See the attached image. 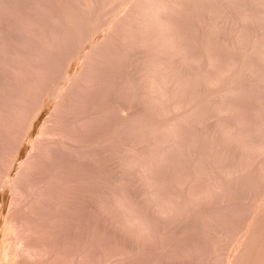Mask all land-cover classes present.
<instances>
[{
	"label": "rangeland",
	"instance_id": "rangeland-1",
	"mask_svg": "<svg viewBox=\"0 0 264 264\" xmlns=\"http://www.w3.org/2000/svg\"><path fill=\"white\" fill-rule=\"evenodd\" d=\"M142 1L0 0V264H264V0Z\"/></svg>",
	"mask_w": 264,
	"mask_h": 264
},
{
	"label": "bare ground",
	"instance_id": "bare-ground-1",
	"mask_svg": "<svg viewBox=\"0 0 264 264\" xmlns=\"http://www.w3.org/2000/svg\"><path fill=\"white\" fill-rule=\"evenodd\" d=\"M141 1H142V0H141ZM155 1H156V0H155ZM160 1H161V0H160ZM166 1H167V0H166ZM169 1H171V0H169ZM142 2H143V1H142ZM136 3H137V1H136ZM148 3H149V2H148ZM148 3H147V4H148ZM155 3H157V2H155ZM166 3H168V2H166ZM169 3H170V2H169ZM172 3H173V2H172ZM174 3H175V2H174ZM140 4H141V2H140ZM150 4H153V3H150ZM175 4H176V3H175ZM145 5H146V4H145ZM160 5H161V3H160ZM170 5H171V4H169V6H170ZM153 6H154V5H153ZM157 6L160 7L159 5H157ZM162 6L165 7V4L162 5ZM169 6H168V7H169ZM147 7H149V6H147ZM151 7H152V6H151ZM155 7H156V6H155ZM170 7H171V6H170ZM175 7H177V6L175 5ZM140 8H141V7H140ZM156 8H157V7H156ZM161 8H163V7H160L159 9H161ZM173 8H174V7H173ZM145 9H146V7H145ZM145 9H144V10H145ZM150 9H151V8H150ZM159 9H158V10H159ZM166 9H168V8H166ZM158 10H157V11H158ZM164 10H165V9H164ZM147 11H148V10H147ZM149 11H150V10H149ZM149 11H148V12H149ZM151 11H153V13H155L154 11H156V10H151ZM157 11H156V13H158L160 10H159L158 12H157ZM139 12H140V10H139ZM143 12H144V11H143ZM148 12H147V13H148ZM160 12H161V11H160ZM65 14H66V13H65ZM68 14H69V13H68ZM141 14H143V13H141ZM158 14H159V13H158ZM137 15H138V14H137ZM139 15H140V14H139ZM154 15H155V14H154ZM154 15H153V18L155 19L156 16L154 17ZM64 16H65V15H64ZM64 16H63V17H64ZM66 16H67V15H66ZM157 16H158V15H157ZM68 17H69V16H68ZM68 17H67V18H68ZM141 17H142V16H141ZM67 18H66V19H67ZM137 18H138V17H137ZM145 18H146V15L144 16V19H145ZM158 18H160V17H158ZM140 19H141V18H140ZM140 19H139V20H140ZM142 19H143V18H142ZM148 19H149V18H148ZM68 20H69V18H68ZM68 20H67V21H68ZM146 20H147V19H146ZM156 20H157V19H156ZM159 20H161V19H159ZM140 21H141V20H140ZM147 21H148V20H147ZM147 21H146V22H147ZM154 21H155V20H154ZM157 21H158V20H157ZM153 23L155 24V22H153ZM160 23H161V22H160ZM148 24H149V23H148ZM161 24H162V23H161ZM151 25H152V24H151ZM157 25H158V24H157ZM165 25H166V24H165ZM155 26H156V25H155ZM162 27H163V25H162ZM164 27H165V26H164ZM155 28H157V27H155ZM157 29H158V28H157ZM160 30H161V29H160ZM165 30H166V29H165ZM160 32H161V31H160ZM163 32H164V31H163ZM98 33H99V32H98ZM100 34H101V33H100ZM105 34H106V33H105ZM162 34H165V33H162ZM107 35H108V34H107ZM158 36H159V35H158ZM159 37H160V36H159ZM159 37H158V38H159ZM104 38H105V37H104ZM102 39H103V38H102ZM164 40H165V39H164ZM157 41H158V40H157ZM165 41H166V40H165ZM158 42H159V41H158ZM96 43H97V42H96ZM95 45H96V44H95ZM16 169H17V168H16ZM14 178H15V177H14ZM14 178H13V179H14ZM12 182H13V181H12ZM2 208H3V207H2ZM1 216H2V215H1ZM259 217H260V216H259ZM6 223H7V222H6ZM8 229H9V228H8ZM11 229H12V228H11ZM6 231H7V230H6ZM8 232H9V231H8ZM11 233H12V232H11ZM8 237H9V236H8ZM8 237H7V238H8ZM1 238H2V237H1ZM10 238H13V236L10 237ZM6 242H7V241H6ZM10 242H11V241H10ZM12 242H13V241H12ZM7 243H8V242H7ZM12 244H13V243H12ZM21 244H23V242H21ZM5 245H6V244H4V246H5ZM15 246H16V245H15ZM25 246H26V245H25ZM9 247H10V246H9ZM19 248H20V246H19ZM21 248H22V247H21ZM27 248H28V247H27ZM2 249H3V248H2ZM13 249H14V248H13ZM15 249H16V248H15ZM23 249H24V246H23ZM16 250H17V249H16ZM20 250H22V249H20ZM6 251H7V250H6ZM7 252H8V251H7ZM24 252H25V250H24ZM24 252H23V253H24ZM4 253H5V252H4ZM7 254H8V253H7ZM19 254H20V253H19ZM21 254H22V253H21ZM21 254H20V255H21ZM26 254H27V253H26ZM7 257H8V256H7ZM9 259H10V258H9ZM6 261H7V260H6ZM8 264H9V263H8Z\"/></svg>",
	"mask_w": 264,
	"mask_h": 264
}]
</instances>
